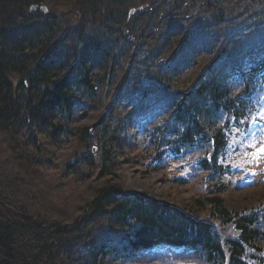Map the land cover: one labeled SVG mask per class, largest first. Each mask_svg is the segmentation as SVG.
<instances>
[{"label":"trees","instance_id":"obj_1","mask_svg":"<svg viewBox=\"0 0 264 264\" xmlns=\"http://www.w3.org/2000/svg\"><path fill=\"white\" fill-rule=\"evenodd\" d=\"M260 123L264 0H0V264H264V195L230 194ZM131 153L191 196L125 192Z\"/></svg>","mask_w":264,"mask_h":264},{"label":"rangeland","instance_id":"obj_2","mask_svg":"<svg viewBox=\"0 0 264 264\" xmlns=\"http://www.w3.org/2000/svg\"><path fill=\"white\" fill-rule=\"evenodd\" d=\"M61 14V13H60ZM58 14V15H60ZM95 120L92 119V117H88L84 114H79V117L76 119L77 125L82 124H92ZM257 151V150H256ZM254 151L251 153H248L250 156L247 160V165H240L241 168L246 167V169L251 171V175L254 179L255 185L252 187H249L247 189L239 188V190L230 192L231 197L237 198L240 200H244L246 197H257L259 195H264V183L261 184L260 181L264 180V154L261 156L258 155V153ZM73 153V149L69 148V155ZM68 154V150H55L54 151V157H53V164L56 163L58 159H64ZM139 157V156H138ZM137 157L133 156V153L129 154L125 160L121 161L119 163V171L118 173V182H120V185H122L123 189L127 192L131 193H147L148 198L159 201V200H165V197L168 193H179L180 196L183 198H187L191 196L190 191V185L181 187L180 185L174 183L172 180L174 176H169V180H167V175H163L162 170L154 171V170H146L143 168L142 164L138 163L139 161L136 160V162H132V159L135 160ZM51 178L45 179L44 181L47 182L46 186L48 188H53V191H48L52 193V195L59 194V192H62L65 190V188H57V183L62 182L65 185L67 182L60 181L58 179L57 174H60L59 172H51ZM243 174V173H242ZM38 178H40V175L38 174ZM246 179H249L248 176ZM68 185V184H67ZM68 187H73V189L77 190V187L79 185H75L72 182H69ZM190 191V192H189ZM75 194H69L71 197L70 200H72V197L74 199ZM65 197V196H64ZM53 203V202H52ZM68 205L66 207H63L61 209H65L66 212L69 214L70 211V202L67 203ZM180 205V204H179Z\"/></svg>","mask_w":264,"mask_h":264},{"label":"bare ground","instance_id":"obj_3","mask_svg":"<svg viewBox=\"0 0 264 264\" xmlns=\"http://www.w3.org/2000/svg\"><path fill=\"white\" fill-rule=\"evenodd\" d=\"M100 236H103L102 234L100 235V233H93V234H91L90 236H88V237H85V238H87V239H83V240H80L81 238H83V236H79L80 238H79V240H77V241H75V243L76 242H82V243H84V244H90V245H92V246H97V244H96V241H97V239H99V238H101ZM158 243H154V244H151V245H149L148 246V248L149 247H154V246H156ZM116 246L118 247V248H120V244H116L115 245V243H112V242H107V244L106 245H104L102 248H101V250L102 251H107V252H109V251H111V250H117L116 249ZM78 260H79V258H75V257H73V258H70V263L71 264H73V263H77L78 262ZM103 264H107V263H103ZM113 264H115V263H113Z\"/></svg>","mask_w":264,"mask_h":264},{"label":"water","instance_id":"obj_4","mask_svg":"<svg viewBox=\"0 0 264 264\" xmlns=\"http://www.w3.org/2000/svg\"><path fill=\"white\" fill-rule=\"evenodd\" d=\"M31 10H32V11H33V10H38V11H40V12H45V9H44V8H38V7H36V6L32 7Z\"/></svg>","mask_w":264,"mask_h":264},{"label":"snow or ice","instance_id":"obj_5","mask_svg":"<svg viewBox=\"0 0 264 264\" xmlns=\"http://www.w3.org/2000/svg\"><path fill=\"white\" fill-rule=\"evenodd\" d=\"M259 153H260V154H264V147H261V148L259 149Z\"/></svg>","mask_w":264,"mask_h":264}]
</instances>
